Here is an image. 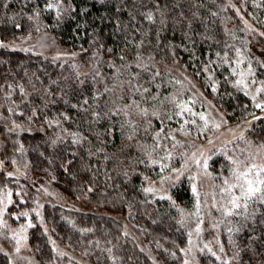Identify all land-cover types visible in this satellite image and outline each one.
Segmentation results:
<instances>
[{
    "label": "trees",
    "instance_id": "1",
    "mask_svg": "<svg viewBox=\"0 0 264 264\" xmlns=\"http://www.w3.org/2000/svg\"><path fill=\"white\" fill-rule=\"evenodd\" d=\"M257 4L0 0V39L48 31L75 52L74 60H58L29 46H0L6 163L50 180L80 205L43 204V224L28 236L38 264H76L72 253L91 264H184L189 182L172 175L162 197L148 186L162 164L175 165L187 148L172 122L187 98L244 130L242 139L264 145V112L253 117L254 102L231 82L240 62L264 71L251 28L239 17L254 11L249 21L264 35V8ZM259 41L264 45L263 36ZM2 188L17 194L10 210L32 206L18 198L14 179L0 173ZM250 207L219 222L218 257L201 251L195 264H264V198ZM0 264H12L1 249Z\"/></svg>",
    "mask_w": 264,
    "mask_h": 264
},
{
    "label": "rangeland",
    "instance_id": "2",
    "mask_svg": "<svg viewBox=\"0 0 264 264\" xmlns=\"http://www.w3.org/2000/svg\"><path fill=\"white\" fill-rule=\"evenodd\" d=\"M255 1L260 2L257 5L264 8V0ZM48 6H53L52 2ZM239 13V17L251 28V48L264 67V45L259 41L261 36L264 37L260 33L263 31L258 32L249 21L250 18H256L254 11L250 12L249 19L242 12ZM1 45L20 48L29 46L58 60L75 58V52L66 49L48 31L28 35L19 40L0 39ZM76 64L81 71L88 68L78 62ZM175 69L180 72L183 68ZM182 75L188 81V74L182 72ZM231 82L254 102L253 117L258 116V112H264V71L256 73L250 64L240 62L232 72ZM188 84L194 91L197 90L198 87L192 81ZM197 105L200 106L190 98L179 104L172 122L182 135L177 142L181 145L187 144V148L185 146L183 157L181 156L175 165L162 164L160 174L153 178L148 186L154 194L162 197L166 195L167 183L172 175L178 179L184 176L189 182L193 195V210L189 212L191 228L184 264H195L197 253L201 251L211 252L218 257L217 253H214L216 238L213 237L219 222L250 212V206H256L264 198V145L242 139L244 130L225 121L213 109L205 107L200 110ZM2 140L0 137V173L14 179L18 184V198L21 200L25 196L32 206L10 210L9 206L17 194L8 188L0 190V249L6 253L12 264H38L30 251L28 236L34 224H43V204L52 202L79 208V200L69 198L50 180L38 179L28 168L6 163L1 151ZM249 181L252 182V187L259 188L260 191L254 195H246ZM28 182L35 184L34 188L31 189L25 184ZM44 230L48 233L47 229ZM72 254L76 264H91L82 255Z\"/></svg>",
    "mask_w": 264,
    "mask_h": 264
},
{
    "label": "snow or ice",
    "instance_id": "3",
    "mask_svg": "<svg viewBox=\"0 0 264 264\" xmlns=\"http://www.w3.org/2000/svg\"><path fill=\"white\" fill-rule=\"evenodd\" d=\"M257 107H260V105H257ZM248 184H249V187L247 188L246 195H254L256 192L260 191L259 188L252 187L251 181H249Z\"/></svg>",
    "mask_w": 264,
    "mask_h": 264
}]
</instances>
